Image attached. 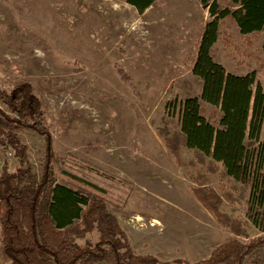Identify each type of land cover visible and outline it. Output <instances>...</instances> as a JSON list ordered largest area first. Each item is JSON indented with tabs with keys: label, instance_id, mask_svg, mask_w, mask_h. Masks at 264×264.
<instances>
[{
	"label": "rangeland",
	"instance_id": "obj_1",
	"mask_svg": "<svg viewBox=\"0 0 264 264\" xmlns=\"http://www.w3.org/2000/svg\"><path fill=\"white\" fill-rule=\"evenodd\" d=\"M209 19L199 0H156L143 12L124 0H0V85L32 84L55 139L58 183L81 194L86 191L74 176L104 187L134 250L166 261H198L231 238L247 242L261 234L251 224L249 237L221 226L191 189L190 174L203 166L192 163L185 146V165L178 166L158 131L180 128L174 107ZM224 29L233 31L238 48L220 38L215 57L229 72H255L264 89V36L248 47L238 31ZM116 62L139 94L118 77ZM20 136L40 174L44 137L30 129ZM4 161L0 149V174ZM207 176L220 192L229 186L222 173ZM249 192L234 190L237 199L222 210L246 219ZM97 240L96 230L78 239ZM255 254L264 257V249Z\"/></svg>",
	"mask_w": 264,
	"mask_h": 264
},
{
	"label": "trees",
	"instance_id": "obj_2",
	"mask_svg": "<svg viewBox=\"0 0 264 264\" xmlns=\"http://www.w3.org/2000/svg\"><path fill=\"white\" fill-rule=\"evenodd\" d=\"M124 1L140 12L156 2ZM199 2L210 19L174 107L178 108L180 128L171 135L158 131L178 166L185 165L183 146L192 151V163L203 166L204 171L190 174L191 189L218 223L237 237H249L250 224L261 234L247 242L231 238L198 261H166L154 254L137 253L118 215L109 208L104 187L74 176L86 191L81 194L58 183L55 139L47 113L32 84L25 81L10 88L0 85V149L5 155L0 174V264H264V257L255 254L264 249V89L256 82L255 72H229L214 54L220 38L226 46L238 48L233 31L225 27L238 31L248 47L264 36V0ZM114 67L118 77L139 94L135 80L121 63ZM25 129L45 139L40 174L33 169L30 147L20 136ZM209 173L227 178L225 191L209 184ZM240 188L250 191L246 219L222 210L226 200L237 199L234 190ZM94 230L98 233L94 244L78 241Z\"/></svg>",
	"mask_w": 264,
	"mask_h": 264
},
{
	"label": "bare ground",
	"instance_id": "obj_3",
	"mask_svg": "<svg viewBox=\"0 0 264 264\" xmlns=\"http://www.w3.org/2000/svg\"><path fill=\"white\" fill-rule=\"evenodd\" d=\"M138 219H140V217H138ZM154 221H155V223H159V221L157 219H155Z\"/></svg>",
	"mask_w": 264,
	"mask_h": 264
},
{
	"label": "crops",
	"instance_id": "obj_4",
	"mask_svg": "<svg viewBox=\"0 0 264 264\" xmlns=\"http://www.w3.org/2000/svg\"><path fill=\"white\" fill-rule=\"evenodd\" d=\"M128 234V233H127ZM131 243H132V240H131ZM132 246H133V243H132ZM134 247V246H133Z\"/></svg>",
	"mask_w": 264,
	"mask_h": 264
}]
</instances>
